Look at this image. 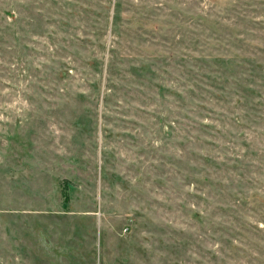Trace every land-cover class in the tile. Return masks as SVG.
<instances>
[{"label": "rangeland", "instance_id": "rangeland-1", "mask_svg": "<svg viewBox=\"0 0 264 264\" xmlns=\"http://www.w3.org/2000/svg\"><path fill=\"white\" fill-rule=\"evenodd\" d=\"M0 264H264V0H0Z\"/></svg>", "mask_w": 264, "mask_h": 264}]
</instances>
